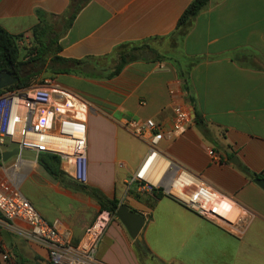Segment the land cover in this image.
Here are the masks:
<instances>
[{
	"label": "crops",
	"instance_id": "0c3cea01",
	"mask_svg": "<svg viewBox=\"0 0 264 264\" xmlns=\"http://www.w3.org/2000/svg\"><path fill=\"white\" fill-rule=\"evenodd\" d=\"M193 1L0 0V27L23 36L20 46L34 41L42 13L62 23L58 56L84 62L43 84L88 105L89 183H74L62 160V177H53L38 156L16 159L21 192L46 222L69 231L73 244L102 210L99 193L145 219L142 239L134 240L115 216L96 251L101 264H264V191L255 183L264 181V0H210L182 35L178 22ZM122 56L130 62L107 79ZM175 105L192 123L170 138ZM149 119L163 128L165 157L250 214L242 235L169 197L137 193L133 177L149 147L126 122ZM28 228L0 214V244L10 257L0 253V264H49L47 250L23 237Z\"/></svg>",
	"mask_w": 264,
	"mask_h": 264
},
{
	"label": "built area",
	"instance_id": "2783aa9c",
	"mask_svg": "<svg viewBox=\"0 0 264 264\" xmlns=\"http://www.w3.org/2000/svg\"><path fill=\"white\" fill-rule=\"evenodd\" d=\"M88 105L51 82L18 90L0 92V147L15 144L21 151L58 156L66 173L77 184L89 183ZM174 123L168 137L183 136L192 123L189 111L174 106ZM127 129L149 147V153L133 177L138 194L169 197L200 218L242 235L250 214L229 197L211 187L201 176L165 157L160 151L163 128L154 120H129ZM0 180V214L8 222L24 221L23 237L48 252L49 264H101L96 260L98 245L115 218L100 211L79 243L59 222H46L21 192V164L4 169ZM0 253L9 259L0 244Z\"/></svg>",
	"mask_w": 264,
	"mask_h": 264
},
{
	"label": "trees",
	"instance_id": "16d2710c",
	"mask_svg": "<svg viewBox=\"0 0 264 264\" xmlns=\"http://www.w3.org/2000/svg\"><path fill=\"white\" fill-rule=\"evenodd\" d=\"M209 3L210 0H194L180 18L177 30L184 35L193 20L208 7ZM38 16L40 23L32 31L34 47L28 50L24 59L21 58L20 47L23 36H13L0 27V72H10L19 79L17 84L6 90L29 88L34 86L38 78L46 71L51 75L68 74L72 72L69 69L71 65L79 66L84 63L65 60L58 56L61 48L57 46V40L46 41L48 19L42 13H38ZM53 45H56L55 50H52ZM126 57L122 56L119 64L107 79H112L121 73L123 68L130 62ZM39 164L53 177L58 179L62 177L63 173L60 171L61 159L58 156L42 153L39 155ZM74 183L76 182L74 181ZM156 195L163 197L160 193H156ZM97 198L101 205V211H108L116 216L119 207L117 200H108L100 193Z\"/></svg>",
	"mask_w": 264,
	"mask_h": 264
},
{
	"label": "water",
	"instance_id": "95a60500",
	"mask_svg": "<svg viewBox=\"0 0 264 264\" xmlns=\"http://www.w3.org/2000/svg\"><path fill=\"white\" fill-rule=\"evenodd\" d=\"M18 80L19 79L10 72H0V92L17 84ZM13 158L21 160L24 158H31L36 160L38 155L33 152L21 151L19 148H15L12 151L4 152L1 156V161L2 163H6ZM255 183L264 191L263 180H255ZM116 217L126 228L132 239H142L141 235L145 225L143 216L133 212L126 205H121L116 211Z\"/></svg>",
	"mask_w": 264,
	"mask_h": 264
},
{
	"label": "rangeland",
	"instance_id": "374dc122",
	"mask_svg": "<svg viewBox=\"0 0 264 264\" xmlns=\"http://www.w3.org/2000/svg\"><path fill=\"white\" fill-rule=\"evenodd\" d=\"M61 31H62V23H60L58 20H51L50 22L48 21V35L46 41L51 42L53 40H56V38L59 36ZM33 42H34L33 39L31 41H24V44L20 46L22 59L25 58L28 50L34 47ZM55 49H56V45H53L52 50ZM41 78H45V80H47V79H52L53 76L50 73H45ZM45 80L43 81L42 79H39L36 82V84H43ZM15 148H17V145L8 143L5 147H0V153L9 152L14 150ZM16 161H17L16 158H13L6 163H1L0 170L9 168Z\"/></svg>",
	"mask_w": 264,
	"mask_h": 264
}]
</instances>
